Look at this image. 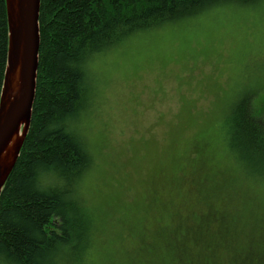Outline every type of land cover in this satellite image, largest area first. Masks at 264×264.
<instances>
[{"label":"rangeland","instance_id":"obj_1","mask_svg":"<svg viewBox=\"0 0 264 264\" xmlns=\"http://www.w3.org/2000/svg\"><path fill=\"white\" fill-rule=\"evenodd\" d=\"M95 57L79 121L94 155L84 190L104 210L89 264H175L178 251L232 264L249 240L264 256V192L219 137L250 88L264 120V5L218 6Z\"/></svg>","mask_w":264,"mask_h":264},{"label":"trees","instance_id":"obj_2","mask_svg":"<svg viewBox=\"0 0 264 264\" xmlns=\"http://www.w3.org/2000/svg\"><path fill=\"white\" fill-rule=\"evenodd\" d=\"M229 4L245 6L243 0L195 5H182L181 0H41L31 123L0 195V264H89L104 232V210L84 190L94 161L79 128L94 96L89 63L136 35ZM7 48L6 4L0 0V94ZM251 95L233 103L219 137L227 139L225 151L239 174L259 183L253 173L264 163V120ZM263 257L260 246L249 240L228 258L232 264H260ZM175 258V264H218L207 256L199 262L183 251Z\"/></svg>","mask_w":264,"mask_h":264},{"label":"water","instance_id":"obj_3","mask_svg":"<svg viewBox=\"0 0 264 264\" xmlns=\"http://www.w3.org/2000/svg\"><path fill=\"white\" fill-rule=\"evenodd\" d=\"M8 48L0 94V195L29 131L36 97L41 0H5Z\"/></svg>","mask_w":264,"mask_h":264},{"label":"snow or ice","instance_id":"obj_4","mask_svg":"<svg viewBox=\"0 0 264 264\" xmlns=\"http://www.w3.org/2000/svg\"><path fill=\"white\" fill-rule=\"evenodd\" d=\"M203 0H181V4H187V5H195L202 3ZM244 3H250V4H255L259 2L260 4L264 5V0H243ZM0 58H2V52H0ZM249 94L251 95L254 93V89L250 88L248 90ZM260 110L261 112H264V96H261V101H260ZM264 134V133H262ZM262 160H264V149H262ZM255 176L258 177L259 183H260V188L261 191L264 192V163L261 164L258 170H256L253 173Z\"/></svg>","mask_w":264,"mask_h":264},{"label":"bare ground","instance_id":"obj_5","mask_svg":"<svg viewBox=\"0 0 264 264\" xmlns=\"http://www.w3.org/2000/svg\"><path fill=\"white\" fill-rule=\"evenodd\" d=\"M81 95V94H80ZM83 95V94H82ZM66 130L68 131V130H71V128L70 127H68V128H66Z\"/></svg>","mask_w":264,"mask_h":264}]
</instances>
